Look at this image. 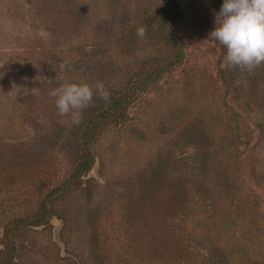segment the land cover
Returning a JSON list of instances; mask_svg holds the SVG:
<instances>
[{"label":"rangeland","instance_id":"rangeland-1","mask_svg":"<svg viewBox=\"0 0 264 264\" xmlns=\"http://www.w3.org/2000/svg\"><path fill=\"white\" fill-rule=\"evenodd\" d=\"M160 2L0 0V264L6 226L66 181L79 130L106 104L94 98L76 125L52 91L101 82L112 95L167 58L158 42L126 40ZM222 3L182 0L170 29L184 62L139 94L124 125L95 132L84 185L50 224L20 232L12 264H264V65L225 66L209 35Z\"/></svg>","mask_w":264,"mask_h":264},{"label":"trees","instance_id":"trees-1","mask_svg":"<svg viewBox=\"0 0 264 264\" xmlns=\"http://www.w3.org/2000/svg\"><path fill=\"white\" fill-rule=\"evenodd\" d=\"M160 1L151 12H146L147 17L132 27V32L128 34L126 40L131 48L141 40H153L166 46L170 51L169 56L159 61L155 58L147 59L136 69H133L129 75L128 83L118 82L112 87L115 91L112 92L110 101L94 111L79 130L81 139L75 148L74 166L66 181L51 191L47 200L32 218L20 217L6 226L4 243L7 264H12L18 239L21 237L20 232L28 227H41L50 224L55 217L54 207L56 203L84 185L85 177L92 172L96 164V155L93 149L96 143L97 133L95 132L97 130L102 132L103 129H108L114 124L116 126L124 125L129 119L128 109L136 102L139 94L145 93L167 73L184 62L186 57L184 45L172 35L170 29V20L173 14L177 12L176 9L181 7L182 0ZM139 27L145 28V35L142 38L136 35V30ZM207 188L195 187L188 183L182 185L185 194L198 198L207 195ZM59 219L64 223L67 222L66 218Z\"/></svg>","mask_w":264,"mask_h":264},{"label":"clouds","instance_id":"clouds-1","mask_svg":"<svg viewBox=\"0 0 264 264\" xmlns=\"http://www.w3.org/2000/svg\"><path fill=\"white\" fill-rule=\"evenodd\" d=\"M215 28L210 39L226 49L225 66L246 70L251 74L264 65V0H223L215 14ZM144 37L145 28L136 30ZM58 114H71L72 123L79 125L82 110L93 104L94 98L108 103L111 93L103 83L69 82L52 91Z\"/></svg>","mask_w":264,"mask_h":264}]
</instances>
